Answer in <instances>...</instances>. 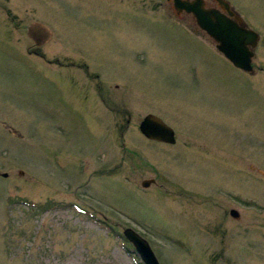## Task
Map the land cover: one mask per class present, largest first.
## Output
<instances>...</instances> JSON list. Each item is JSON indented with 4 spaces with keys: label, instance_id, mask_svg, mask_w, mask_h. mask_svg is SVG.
Here are the masks:
<instances>
[{
    "label": "rangeland",
    "instance_id": "1",
    "mask_svg": "<svg viewBox=\"0 0 264 264\" xmlns=\"http://www.w3.org/2000/svg\"><path fill=\"white\" fill-rule=\"evenodd\" d=\"M228 1L259 36L252 74L166 3L0 0V264H142L126 227L159 264H264V0ZM56 59L105 63L112 112ZM149 113L174 144L141 134Z\"/></svg>",
    "mask_w": 264,
    "mask_h": 264
},
{
    "label": "water",
    "instance_id": "2",
    "mask_svg": "<svg viewBox=\"0 0 264 264\" xmlns=\"http://www.w3.org/2000/svg\"><path fill=\"white\" fill-rule=\"evenodd\" d=\"M178 7H184L187 11H192L196 16V23L216 42V48L237 68L250 72L252 67V58L254 48L258 43V34L232 20L228 16L217 10L203 8L200 1L185 2L175 0ZM223 7L230 15L228 3H222ZM30 36L40 43L48 39L51 35L49 29L39 22H33L28 27ZM141 133L152 140L172 144L175 142L174 131L160 117L154 114L144 116L139 124ZM7 174L4 173L3 176ZM153 179L143 180L142 186L147 187L153 183ZM236 209H231V216L236 217ZM123 235L133 245V251L136 252L143 264H159L148 241L138 234L135 230L127 227L123 230Z\"/></svg>",
    "mask_w": 264,
    "mask_h": 264
},
{
    "label": "flooded vegetation",
    "instance_id": "3",
    "mask_svg": "<svg viewBox=\"0 0 264 264\" xmlns=\"http://www.w3.org/2000/svg\"><path fill=\"white\" fill-rule=\"evenodd\" d=\"M148 1L151 2V4L157 8H161V6L163 7V5L165 3L169 6V9H167V13L164 15V18H167L169 20L172 19L173 21L176 22V21L185 20L183 18L189 17L194 21V24L197 25L196 16L194 15V13L192 11H187L184 7L176 6L175 0H148ZM180 1L194 2L196 0H180ZM198 1L201 2L203 8L217 10L220 13L228 16L232 20H236L237 22L240 21L243 26L248 28L247 27L248 25L243 22V20L240 16L241 14L237 11V9L228 0H198ZM222 3H228L229 4V10L232 12V15H230L228 13V11L223 7ZM134 8H135L136 13H139L141 15V11L139 10V2H138V6H135ZM6 15L9 16V18L12 21H14V17H12L10 12L7 10H6ZM160 16H163V14H160ZM41 24H44V23H41ZM44 25L49 29L51 35L45 41L43 39H41L42 41H40V43H37L36 40L30 36V34L28 32L29 26L26 28L25 34L32 41V44H33L32 47H36V48L41 47V46L47 44L52 39L53 31H51L50 27L46 23ZM199 29L202 30L200 27H199ZM251 30H253V29H251ZM202 31L205 32L204 30H202ZM215 46H216V43H215ZM74 48H77L80 52H86L79 45L75 46ZM32 52L34 54L40 55L42 58H44L43 55L39 54L37 52V50H35L33 48H32ZM88 59L90 60L89 56H88ZM47 62H50V61L47 60ZM55 64L60 69H64L66 74H68V72L70 70L77 73L78 77L82 81V85L84 84L85 88L87 90H89V92H87V93H90V95H84L83 99H86V97L90 98L89 96H93L98 101H100L101 107L103 106L102 111L104 113H107V111L112 112V107H111L112 86L110 83L111 76H110V73H108L106 71H102L105 68H101V66L106 65L105 63L100 62L99 64L95 63V65L92 63L93 67H91L86 61H82V62H77V61L61 62L60 60L56 59ZM96 67L98 69H96ZM252 67H253V69L250 72L243 71V70H241V71H243L247 74H252V73H254L253 62H252ZM115 88H117V85ZM84 94H86V92ZM173 131H174V129H173ZM174 138H175V142H176L175 131H174ZM231 209H236V208H230L229 209V211H228L229 216H231V213H230ZM232 218H234V219L240 218L239 212H237L236 217L232 216Z\"/></svg>",
    "mask_w": 264,
    "mask_h": 264
}]
</instances>
